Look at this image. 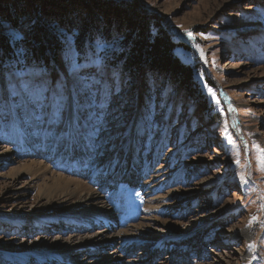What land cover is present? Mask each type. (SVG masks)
I'll return each mask as SVG.
<instances>
[{
    "label": "rangeland",
    "instance_id": "obj_1",
    "mask_svg": "<svg viewBox=\"0 0 264 264\" xmlns=\"http://www.w3.org/2000/svg\"><path fill=\"white\" fill-rule=\"evenodd\" d=\"M137 1L188 49L179 51L197 73L193 88L144 66L123 68L127 31L87 38L83 23L104 15L85 0H47L77 23L69 31L44 12L46 0L0 1L21 11L16 24L0 12L10 45V54L0 45V264H264V0ZM37 20L61 39L41 62L30 56ZM77 53L79 80L69 74ZM40 69L46 75H27ZM60 80L66 96L83 80L101 118L69 124L50 91L38 107V86ZM26 161L47 168H19ZM51 172L98 202L71 213L78 195L59 204L61 189L43 192ZM236 231L247 236L231 244Z\"/></svg>",
    "mask_w": 264,
    "mask_h": 264
},
{
    "label": "trees",
    "instance_id": "obj_2",
    "mask_svg": "<svg viewBox=\"0 0 264 264\" xmlns=\"http://www.w3.org/2000/svg\"><path fill=\"white\" fill-rule=\"evenodd\" d=\"M32 1L36 3L44 0ZM73 1L78 0H66L75 6L76 2ZM85 2L93 8H98L104 15L102 21L87 19L83 23L82 31L85 32L84 35H87V38L92 40L97 36H103L106 40H110L127 31L121 41L123 49L120 59L123 68L134 71L135 68L144 66L148 72H160L171 76L179 86L187 89L193 88L198 83L197 73L191 70L188 59L180 57L179 50L182 47L188 50L186 46L179 41L176 35L169 33L167 26L156 15L141 8L137 0H123L119 3H104L98 0H85ZM56 4L47 2L48 6L44 8V12L47 15L58 17L59 26L63 29L69 31L75 28L74 24L77 23H74L69 16L62 14L59 10L55 12L49 10L51 5ZM9 7L0 3V12L4 18L16 24L21 11L8 9ZM36 23L32 31V39L36 43H32L33 52L30 56L31 59L41 62L47 58L49 51L55 52L61 47V39L57 30L46 25L45 21L37 20ZM0 45L5 48L4 51L8 52L10 45L3 37L0 38Z\"/></svg>",
    "mask_w": 264,
    "mask_h": 264
},
{
    "label": "snow or ice",
    "instance_id": "obj_3",
    "mask_svg": "<svg viewBox=\"0 0 264 264\" xmlns=\"http://www.w3.org/2000/svg\"><path fill=\"white\" fill-rule=\"evenodd\" d=\"M188 35L191 37L192 33L189 32ZM12 38L16 41H20L23 39V37L18 32L13 33ZM97 47H101V45L98 44ZM80 68L81 65L79 63V54L77 53L75 62L70 63L69 74L74 79L79 80L78 73ZM46 73L47 69H40L38 72L33 71L27 73V75L44 76L46 75ZM17 75L21 79V83L25 91H28L29 83L23 79V76L25 74ZM79 82L82 86V91L77 93L75 89H73V94L71 96L65 95L67 85L66 81L63 80L57 81V87L54 89L49 87L38 86L39 92L34 94L37 106L40 108L44 107L43 100L41 99V97H43V99H47V96H44V93L50 91L52 93V98L56 101L57 108L60 110L61 119H63V114L67 113L69 124H73V122H75V124L78 125L81 119H86L89 123H92L94 120H99L101 118L99 114L90 111V109L95 106V97L91 94L89 86L83 80H80ZM14 95H18V93H14ZM30 95L33 94L30 93ZM93 126L95 127V125ZM89 139L91 140L92 137L89 136Z\"/></svg>",
    "mask_w": 264,
    "mask_h": 264
},
{
    "label": "bare ground",
    "instance_id": "obj_4",
    "mask_svg": "<svg viewBox=\"0 0 264 264\" xmlns=\"http://www.w3.org/2000/svg\"><path fill=\"white\" fill-rule=\"evenodd\" d=\"M20 167L23 169H28V170H32L33 168H37V169L41 170V172H45V170L47 168V166L45 168V167H43V165L41 163H38L35 161H26L22 165H19V168ZM42 182H43V187H45V189H43V192L45 194L46 193L52 194L54 192L56 193L61 189L59 191L60 194H58V197L56 198V199H58L56 201L59 204H60V202H62V203L63 202L73 203V202H75V199L71 200L69 196H77L78 195L76 202L73 203L71 206L72 207L71 213H73V214L75 212H78V211H76V209L74 210V208H75L74 206L82 205L83 202L88 201L90 198L95 199L97 202L99 200L98 194L95 193L93 190L82 189V184L80 182L73 180L71 177L62 176L59 173L51 172V175L44 177ZM74 184H75V187H74ZM48 200H49V198H48ZM51 202L52 201L49 200V202H46V204H50ZM48 206L50 207V205H48ZM104 223H106V222H104ZM115 223H116V221L109 220V223H107V225L110 224V226H112ZM241 236L246 237L247 235L245 234L244 231H241V232L236 231V232H231V233L229 232L231 244H236L238 242L239 237H241ZM91 244H94V242L86 241L82 245H89L92 247ZM66 250H68V247H66V246L61 247L55 253H58V254L63 253V252H66ZM114 259H111V258L106 259L104 261V264H113L111 261H113Z\"/></svg>",
    "mask_w": 264,
    "mask_h": 264
}]
</instances>
